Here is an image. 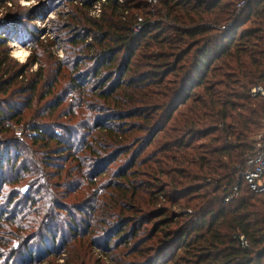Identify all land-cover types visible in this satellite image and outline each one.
Instances as JSON below:
<instances>
[{
    "label": "trees",
    "instance_id": "16d2710c",
    "mask_svg": "<svg viewBox=\"0 0 264 264\" xmlns=\"http://www.w3.org/2000/svg\"><path fill=\"white\" fill-rule=\"evenodd\" d=\"M95 2L71 64L30 30L19 66L0 22V226L18 219L26 264L36 238L48 264H264V191L242 175L264 124V0H104L98 18Z\"/></svg>",
    "mask_w": 264,
    "mask_h": 264
},
{
    "label": "rangeland",
    "instance_id": "374dc122",
    "mask_svg": "<svg viewBox=\"0 0 264 264\" xmlns=\"http://www.w3.org/2000/svg\"><path fill=\"white\" fill-rule=\"evenodd\" d=\"M122 1V0H121ZM97 2H101L103 6L104 0H97ZM156 0L154 1V3ZM96 3V2H95ZM94 3V4H95ZM81 0H0V22L3 24V27L7 31H11L12 29L10 23H2L8 19L13 20L12 22L14 24L16 34L22 38L21 41H14L18 42L20 48H22L23 51H25V54L23 56L15 57V49L13 47V41L8 43V49L11 53V56L13 60L19 64V66L25 65L28 62V59L30 55H32V51L34 49V44L36 45V38L31 39L29 35V31H38V33L41 34V40L44 41L45 46L43 48H40L42 46H39L38 49H41V52H45L46 55H49V52L54 54V56L58 60H64L66 61V64H71L70 61H74L77 56H80V54H73L71 51L72 43L71 40L74 37L73 32L75 31L76 26H80V24L84 21V15L83 11H81ZM93 8L90 9L89 14L94 17H100L95 16L93 13ZM103 10V9H102ZM102 14V11L100 15ZM80 19L82 22H80ZM8 25V26H7ZM16 36H14L12 39L14 40ZM11 39V40H12ZM90 41V40H89ZM37 49V50H38ZM83 64L86 63V56L85 54L82 55ZM70 67V66H69ZM38 68V65L32 66V69L30 72H35ZM87 69V66H82V71ZM87 88L90 86L89 82H86ZM20 102L17 97L12 98V102L15 101ZM70 100V99H68ZM18 130V136L21 138V141L24 140L25 142H29V139L24 137V135L21 133L23 130L17 128ZM22 134V135H20ZM24 139H23V138ZM2 135L0 133V139H2ZM4 149V147H3ZM4 152V150L2 151ZM16 152L12 153V157L15 158ZM68 154H59L56 157V162L59 165H63V158H66ZM121 159V158H120ZM120 160L118 159L111 165V168H116L118 165V162ZM7 166V165H6ZM54 172H57V169H53ZM7 173L8 178L14 177V175H10L11 172L7 169H5V174ZM22 184V185H21ZM19 185H11V188H17L20 190L21 194L26 193L28 191V184L27 183H21ZM7 189V188H6ZM7 192V191H6ZM19 200V199H18ZM22 202V201H21ZM20 203V202H19ZM19 203L13 204L12 212L15 210L20 211L24 208L23 205L21 207H18ZM7 205L5 201L3 202V207ZM5 220L2 221V223ZM10 221L13 220H6L5 223L1 224L0 226V244L3 245V241H5L8 237V240H11V245L15 248H18L20 253L16 257H11V255L3 256L0 255V264H26L29 263V260L27 257L22 256V252L24 249H20V243L18 238V232L20 233V222L15 220L14 222L10 223ZM51 242V240H47V242ZM40 239L36 238L31 243V246L33 247L32 250H34V264H48L50 260L55 259L53 255L46 256L43 258L46 254L44 253V250L41 249L40 245ZM48 244V243H47ZM4 246V245H3ZM48 246L51 250H53L56 247H53L51 244ZM38 255H37V254ZM99 251H96V255L98 256ZM40 254V260L37 261V257ZM60 259V258H59ZM42 260V261H41ZM37 261V262H36ZM60 262H63V260H59ZM32 262V263H33Z\"/></svg>",
    "mask_w": 264,
    "mask_h": 264
},
{
    "label": "built area",
    "instance_id": "2783aa9c",
    "mask_svg": "<svg viewBox=\"0 0 264 264\" xmlns=\"http://www.w3.org/2000/svg\"><path fill=\"white\" fill-rule=\"evenodd\" d=\"M155 1V0H151ZM102 11L101 2H96L94 4L93 13L95 16H100ZM142 21V19H140ZM141 27V24L138 26ZM252 95L263 94L264 95V87L263 86H255L251 89ZM256 140L259 143V149L257 153L251 157L246 164V168L244 169L242 175L245 180L249 184V186L256 192L264 191V124L260 129L259 133L256 136ZM239 186H235L230 193V195L226 198L227 200H231L233 198L238 197L239 195ZM241 243L244 247H249V243L246 240L244 235L239 236Z\"/></svg>",
    "mask_w": 264,
    "mask_h": 264
},
{
    "label": "bare ground",
    "instance_id": "6f19581e",
    "mask_svg": "<svg viewBox=\"0 0 264 264\" xmlns=\"http://www.w3.org/2000/svg\"><path fill=\"white\" fill-rule=\"evenodd\" d=\"M12 45L15 49V57L23 56L25 54V51L20 48L18 42H14Z\"/></svg>",
    "mask_w": 264,
    "mask_h": 264
}]
</instances>
